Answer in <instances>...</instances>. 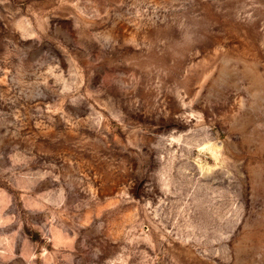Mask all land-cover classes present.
Returning a JSON list of instances; mask_svg holds the SVG:
<instances>
[{
	"label": "rangeland",
	"instance_id": "1",
	"mask_svg": "<svg viewBox=\"0 0 264 264\" xmlns=\"http://www.w3.org/2000/svg\"><path fill=\"white\" fill-rule=\"evenodd\" d=\"M0 264H264V0H0Z\"/></svg>",
	"mask_w": 264,
	"mask_h": 264
}]
</instances>
